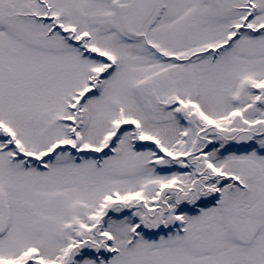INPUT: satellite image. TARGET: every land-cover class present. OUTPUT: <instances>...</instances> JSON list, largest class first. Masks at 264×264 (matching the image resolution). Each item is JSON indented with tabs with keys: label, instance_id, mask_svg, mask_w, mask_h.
<instances>
[{
	"label": "snow or ice",
	"instance_id": "obj_1",
	"mask_svg": "<svg viewBox=\"0 0 264 264\" xmlns=\"http://www.w3.org/2000/svg\"><path fill=\"white\" fill-rule=\"evenodd\" d=\"M0 264H264V0H0Z\"/></svg>",
	"mask_w": 264,
	"mask_h": 264
}]
</instances>
